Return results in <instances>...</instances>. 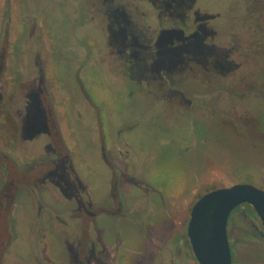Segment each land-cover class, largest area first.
I'll list each match as a JSON object with an SVG mask.
<instances>
[{"label": "flooded vegetation", "instance_id": "flooded-vegetation-1", "mask_svg": "<svg viewBox=\"0 0 264 264\" xmlns=\"http://www.w3.org/2000/svg\"><path fill=\"white\" fill-rule=\"evenodd\" d=\"M86 1L90 19L74 29L73 40L79 44L72 42L65 54L77 70L75 88L68 86L72 95L63 97L58 89L51 45L36 44L32 51L21 45L19 74L14 73L8 84L5 71L13 61L4 59L10 53L15 61L17 46L0 47L4 95L0 100V264H199L187 236L188 221L168 223V212L175 206L162 205L158 195L159 202L150 199L136 173L139 157L120 137L133 124H125L114 135L106 126L104 142L102 137L99 144L103 142V158L111 167V186L106 198L94 200L76 169L77 143L69 139L72 115L82 116L74 90L98 115L106 116L107 108L115 116L109 102L113 108L117 101L133 107L137 98H151L163 119L168 114L187 115L202 123L204 134L208 128L218 130L219 114L236 92L243 101H264V0H240L234 20L242 21L240 30L234 21L236 27L230 28L222 8H212L206 0ZM8 27L5 24L1 34L6 39ZM19 28L25 34L26 27ZM245 62L259 76L238 91L235 75ZM199 112H205L211 122ZM8 145L13 151L3 147ZM26 197L31 215L23 201ZM59 201L62 207L57 206ZM137 208L147 212L145 232L158 230L162 222L167 234L157 237L149 262L146 250L122 241L124 245L101 229L100 235L95 227L100 217L113 222ZM251 208L242 204L232 212L241 211L247 225L240 230L228 227L233 264L232 240L258 244L255 254L264 264V237L258 230L264 228ZM156 210L165 214L159 218Z\"/></svg>", "mask_w": 264, "mask_h": 264}, {"label": "rangeland", "instance_id": "rangeland-1", "mask_svg": "<svg viewBox=\"0 0 264 264\" xmlns=\"http://www.w3.org/2000/svg\"><path fill=\"white\" fill-rule=\"evenodd\" d=\"M206 1L212 8H222L227 14L229 27L234 30L236 24L233 21L237 19L236 11L240 10V0ZM87 5L86 0H0V47L6 44L17 46L13 55L16 57L15 61L10 53H6L4 60L13 61L10 64L13 67L5 71V82L8 84L14 73L19 74L22 55L20 46H29L32 51L36 44L42 43L45 46L51 45L54 52L59 91L63 97L72 95L73 92L69 91V88L73 86L75 88L74 77L77 70L65 54L72 42L75 45L79 44L73 40L74 29L78 30L90 19L85 8ZM7 7L11 8L10 12H7ZM238 21L234 22L239 25L236 29L240 30L242 21ZM5 24H8L10 29V36L7 39L1 35ZM21 26L27 29L22 35L19 33ZM32 27L34 32L31 35ZM236 34L242 36L240 33ZM81 76H85L83 70ZM258 76L257 70L251 71V67L246 63L244 68L236 72L235 77L238 80L236 90L241 91L244 84L249 83L250 79L256 80ZM2 83L0 100L4 98ZM118 86L120 87L119 84ZM235 94L232 97L234 103L223 107L225 110L218 113V130L214 127L208 128L204 134L201 130L202 123L190 120L187 115L180 117L177 114H168L163 119L155 110V101L151 98H137L133 102V107L127 106L126 101H117L113 108V103L109 102L111 109H116L115 116L109 114L107 108L106 116H103V113L98 115L93 112L91 106L84 105L74 90L75 101L79 100L78 103L82 106V116L72 115L73 130L69 139L77 143L73 149L76 169L88 185L94 200L101 202L106 198L111 186V167L102 154L106 126L111 128L114 135L115 131L123 128L125 124H133V128L123 130L120 137L131 144L134 153L139 157L135 164L136 173L138 177H142L144 188L150 194L149 198L157 199L155 196L158 195L162 205L175 206L170 213L168 212L170 224L173 221L178 224L185 221L187 223L193 204L201 195L215 188L250 183L264 189V101L262 99L261 102H257L255 98H246L243 101V97L237 95L238 92ZM103 100L111 101L107 96H103ZM101 107L105 105L102 104ZM226 109L229 111L226 112ZM199 114L206 116L205 112ZM205 119L211 122L209 117ZM95 125L96 131L98 130L96 134L92 133ZM102 137L103 142L99 144ZM3 147L7 151L8 149L13 151L10 145ZM23 201L31 215L33 211L30 210V198H23ZM61 204L63 203L59 201L57 206L62 207ZM134 211L125 217L114 218L113 222L108 217H100L95 227H98L100 235L101 229L103 235L115 236L120 242L131 243L132 248L146 250L145 260L149 262L153 257L152 247L158 243L157 237L164 238L167 234L164 233V226H161L162 222L158 223V230H151L149 234L145 232L146 223L143 220L148 218L147 212L138 208ZM155 212L159 218L165 214L159 213L158 210ZM240 212L231 214L229 219L231 228L239 230L246 228ZM23 234L21 231L19 235ZM57 242L58 248H63V244ZM174 242L177 244L176 247L182 250L178 240L175 239ZM122 244L126 245L124 242ZM257 245L232 240L234 263L263 264L262 259L255 254Z\"/></svg>", "mask_w": 264, "mask_h": 264}, {"label": "water", "instance_id": "water-1", "mask_svg": "<svg viewBox=\"0 0 264 264\" xmlns=\"http://www.w3.org/2000/svg\"><path fill=\"white\" fill-rule=\"evenodd\" d=\"M249 204L264 228V189L250 183L215 188L192 206L187 225L193 253L199 264H233L228 235L233 210ZM264 237V230L258 229Z\"/></svg>", "mask_w": 264, "mask_h": 264}, {"label": "trees", "instance_id": "trees-1", "mask_svg": "<svg viewBox=\"0 0 264 264\" xmlns=\"http://www.w3.org/2000/svg\"><path fill=\"white\" fill-rule=\"evenodd\" d=\"M251 210H252V211H254V209H253V208H251Z\"/></svg>", "mask_w": 264, "mask_h": 264}]
</instances>
